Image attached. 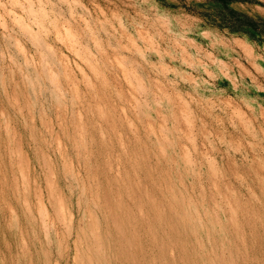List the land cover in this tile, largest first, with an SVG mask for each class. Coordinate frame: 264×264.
Returning a JSON list of instances; mask_svg holds the SVG:
<instances>
[{"label":"rangeland","instance_id":"rangeland-1","mask_svg":"<svg viewBox=\"0 0 264 264\" xmlns=\"http://www.w3.org/2000/svg\"><path fill=\"white\" fill-rule=\"evenodd\" d=\"M76 256L264 264V0H0V264Z\"/></svg>","mask_w":264,"mask_h":264},{"label":"bare ground","instance_id":"bare-ground-1","mask_svg":"<svg viewBox=\"0 0 264 264\" xmlns=\"http://www.w3.org/2000/svg\"><path fill=\"white\" fill-rule=\"evenodd\" d=\"M113 210V209H112ZM112 212V211H111ZM114 212V211H113ZM112 214V213H111ZM115 215V214H114ZM113 216V215H112ZM116 218V216L115 217H113V220H114V222L116 223V227H117V229H118V232L119 233H121V234H125L124 233V230H123V227H121L120 226V222L118 223V221H117V219H115ZM82 225H80V227H81ZM80 229V228H79ZM81 231H82V229H80ZM122 230H123V233H122ZM83 231H84V229H83ZM83 231H82V233H83ZM79 240H80V235H79ZM80 242V241H79ZM75 243H78V239H77V242H75ZM74 243V244H75ZM129 243V242H128ZM75 245H77L78 246V244H75ZM132 245V244H131ZM76 247V246H75ZM131 247V246H130ZM77 248V247H76ZM79 248V247H78ZM78 250V249H77ZM77 254V253H76ZM77 257H79V256H76V258L74 257V259L76 260V262H75V264H79V261H78V259H77ZM77 261H78V263H77Z\"/></svg>","mask_w":264,"mask_h":264}]
</instances>
